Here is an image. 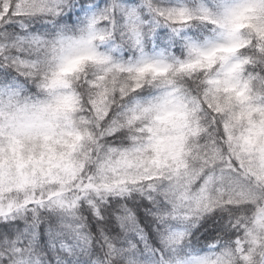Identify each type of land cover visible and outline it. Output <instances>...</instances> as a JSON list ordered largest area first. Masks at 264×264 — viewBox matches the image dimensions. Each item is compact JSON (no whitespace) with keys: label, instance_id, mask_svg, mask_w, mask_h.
I'll return each instance as SVG.
<instances>
[{"label":"snow or ice","instance_id":"6c2138e0","mask_svg":"<svg viewBox=\"0 0 264 264\" xmlns=\"http://www.w3.org/2000/svg\"><path fill=\"white\" fill-rule=\"evenodd\" d=\"M0 264H264V0H0Z\"/></svg>","mask_w":264,"mask_h":264}]
</instances>
